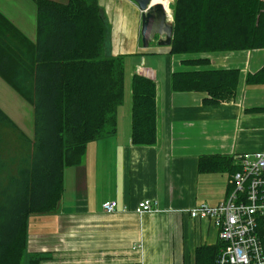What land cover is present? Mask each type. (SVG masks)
<instances>
[{
	"label": "crops",
	"instance_id": "1",
	"mask_svg": "<svg viewBox=\"0 0 264 264\" xmlns=\"http://www.w3.org/2000/svg\"><path fill=\"white\" fill-rule=\"evenodd\" d=\"M99 4L110 27L111 54L124 57L126 107L118 110L116 134L90 143L84 164L65 171L58 210L30 218L27 255L41 257L42 264L203 263L202 251L220 244L219 232L190 211L217 206L230 193L231 174L209 171L213 159H229L232 167L241 157L264 151V83L248 80L262 75L264 57H258L264 50L171 55L157 40L146 49L142 12L133 0ZM0 13L36 41V0H0ZM201 60L208 63L188 64ZM220 70L239 72L236 96L228 102L206 105V93L172 90L175 73ZM135 75L157 84L154 145L132 142ZM22 99L0 78L2 109L25 127L32 111ZM144 201L156 211L136 214ZM109 202L117 203L113 214L103 210Z\"/></svg>",
	"mask_w": 264,
	"mask_h": 264
},
{
	"label": "trees",
	"instance_id": "2",
	"mask_svg": "<svg viewBox=\"0 0 264 264\" xmlns=\"http://www.w3.org/2000/svg\"><path fill=\"white\" fill-rule=\"evenodd\" d=\"M36 6L35 42L0 13V78L32 111V123L22 127L0 108V264L43 263L27 255L29 220L58 210L65 171L84 164L90 143L116 134L125 99L124 57L111 54L99 0ZM173 12L171 55L264 50L262 0H176ZM248 80L264 83V71ZM238 82V71L220 70L175 73L171 86L206 93V105H219L234 99ZM132 99V142L154 145L156 82L135 75ZM213 160L209 171L226 169L231 177L238 171L229 159ZM258 236L264 247V220ZM219 249H204L199 264H216Z\"/></svg>",
	"mask_w": 264,
	"mask_h": 264
},
{
	"label": "built area",
	"instance_id": "3",
	"mask_svg": "<svg viewBox=\"0 0 264 264\" xmlns=\"http://www.w3.org/2000/svg\"><path fill=\"white\" fill-rule=\"evenodd\" d=\"M171 2L163 6L173 22ZM235 165L238 171L230 179L227 200L214 207L200 205L190 215L196 220L212 221L217 228L220 251L216 264H264V247L258 236V223L264 220V151L245 155ZM117 209L114 202L103 205L107 214ZM155 211L151 201L140 203L135 210L138 215Z\"/></svg>",
	"mask_w": 264,
	"mask_h": 264
},
{
	"label": "water",
	"instance_id": "4",
	"mask_svg": "<svg viewBox=\"0 0 264 264\" xmlns=\"http://www.w3.org/2000/svg\"><path fill=\"white\" fill-rule=\"evenodd\" d=\"M142 12L141 36L143 47L148 49L157 40L159 46L170 47L174 24L168 20L165 7L153 4V0H133Z\"/></svg>",
	"mask_w": 264,
	"mask_h": 264
},
{
	"label": "rangeland",
	"instance_id": "5",
	"mask_svg": "<svg viewBox=\"0 0 264 264\" xmlns=\"http://www.w3.org/2000/svg\"><path fill=\"white\" fill-rule=\"evenodd\" d=\"M167 1V3L168 2H170V0H166ZM171 1H173V2H171L172 4H170V6H169V9H170V11H171V13H172V15H173V22H174V12H173V6H174V3H175V0H171ZM262 57H264L263 55L261 56H259L258 57V60H260ZM261 89H263V88H261ZM126 102H127V99H124V101H123V104H122V110H123V107L125 108L126 107ZM121 107H120V109H121ZM0 108H2V106L0 105ZM10 112V111H9ZM9 116L11 117V118H14V116L13 115H11V113H9ZM23 127V126H22ZM33 229H34V227H33Z\"/></svg>",
	"mask_w": 264,
	"mask_h": 264
},
{
	"label": "bare ground",
	"instance_id": "6",
	"mask_svg": "<svg viewBox=\"0 0 264 264\" xmlns=\"http://www.w3.org/2000/svg\"><path fill=\"white\" fill-rule=\"evenodd\" d=\"M153 4H161L167 7V1L166 0H153Z\"/></svg>",
	"mask_w": 264,
	"mask_h": 264
}]
</instances>
